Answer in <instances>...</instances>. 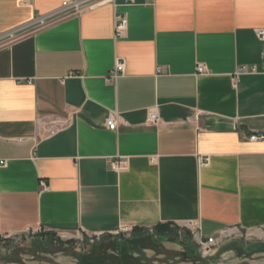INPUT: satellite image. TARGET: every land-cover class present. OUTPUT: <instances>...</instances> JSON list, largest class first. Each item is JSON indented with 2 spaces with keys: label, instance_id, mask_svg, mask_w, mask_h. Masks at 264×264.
<instances>
[{
  "label": "crops",
  "instance_id": "obj_1",
  "mask_svg": "<svg viewBox=\"0 0 264 264\" xmlns=\"http://www.w3.org/2000/svg\"><path fill=\"white\" fill-rule=\"evenodd\" d=\"M86 1L0 0V237L197 222L261 239L264 73L238 69L264 62V0Z\"/></svg>",
  "mask_w": 264,
  "mask_h": 264
},
{
  "label": "rangeland",
  "instance_id": "obj_2",
  "mask_svg": "<svg viewBox=\"0 0 264 264\" xmlns=\"http://www.w3.org/2000/svg\"><path fill=\"white\" fill-rule=\"evenodd\" d=\"M160 230L124 229L93 242L80 235L65 239L73 241L67 245L53 242L51 233L0 237V264H264V236L245 240L234 231L218 245L219 253L189 258L200 248L187 227Z\"/></svg>",
  "mask_w": 264,
  "mask_h": 264
},
{
  "label": "built area",
  "instance_id": "obj_3",
  "mask_svg": "<svg viewBox=\"0 0 264 264\" xmlns=\"http://www.w3.org/2000/svg\"><path fill=\"white\" fill-rule=\"evenodd\" d=\"M117 0H89L84 2V4L88 5L89 2V7L99 5L102 3H114ZM123 4H132L135 3V0H122ZM83 3H78L76 1L72 2H63L61 9L58 11L57 14L59 15H65L68 12L71 11H78L79 7H81ZM127 25V20L124 16L117 15L115 16V23H114V32L117 36H120L122 31L125 29ZM257 37L261 40L264 41V30L263 29H258L256 31ZM11 37V36H10ZM9 38V37H8ZM1 42V41H0ZM262 57H264V50L262 52ZM123 71V63L116 61L113 67L109 70L106 79L108 81H114ZM197 71L202 72L203 68L198 65L197 66ZM257 71H261L264 73V62L260 65V67H257L256 65H252L250 67H239L238 72H251L255 73ZM159 122V116L156 111V109H151L147 112L145 123L148 125H155ZM107 129L110 131H115L117 128V120L115 115H110L106 121H105ZM264 139L263 134H252L249 136L250 141H257ZM4 161L0 160V165H3ZM111 168L113 169H118L119 165L112 161L111 163ZM186 227L190 230V233L192 237L194 238L196 244L200 248L201 254L202 255H208V254H214L215 251H217V247L220 244L221 240L226 239L233 235V232H228V231H223L221 233L220 238H215L213 236H203L200 234L199 231V225L197 222H190L186 225ZM90 241H94L96 239L94 236H89L88 237Z\"/></svg>",
  "mask_w": 264,
  "mask_h": 264
},
{
  "label": "trees",
  "instance_id": "obj_4",
  "mask_svg": "<svg viewBox=\"0 0 264 264\" xmlns=\"http://www.w3.org/2000/svg\"><path fill=\"white\" fill-rule=\"evenodd\" d=\"M167 227H169V226H166V225H162L161 227H157L156 228V230H160L161 232H163V230H165V229H167ZM134 230V229H133ZM135 230H136V228H135ZM160 233V232H159ZM48 238H51L52 240H53V242H58V244H61V245H67L68 243H72L73 241H60L58 238H56L55 236H48ZM225 248H227V247H225ZM225 248H223L222 250H224ZM228 248H231V247H228ZM264 248V247H263ZM233 249V248H232ZM234 249H236V247H234ZM255 251V250H254ZM218 253H219V251H218ZM98 261H95V264H100L99 262L97 263ZM122 263V262H121Z\"/></svg>",
  "mask_w": 264,
  "mask_h": 264
},
{
  "label": "water",
  "instance_id": "obj_5",
  "mask_svg": "<svg viewBox=\"0 0 264 264\" xmlns=\"http://www.w3.org/2000/svg\"><path fill=\"white\" fill-rule=\"evenodd\" d=\"M58 15H59V14H55L54 16L47 17V18L43 19V20L41 21V23H47L48 21H50L51 19H53L55 16H58ZM37 24H39V22H38ZM25 30H27V29H21V30H19V31L13 33V34H11L10 36L13 37V36L19 35L20 33L24 32ZM10 36H7L6 38H8V37H10ZM6 38H5V39H6Z\"/></svg>",
  "mask_w": 264,
  "mask_h": 264
},
{
  "label": "flooded vegetation",
  "instance_id": "obj_6",
  "mask_svg": "<svg viewBox=\"0 0 264 264\" xmlns=\"http://www.w3.org/2000/svg\"><path fill=\"white\" fill-rule=\"evenodd\" d=\"M200 253H199V255H191V256H188L189 258H198V257H205L206 255H202L201 254V251H199ZM186 254H188L187 252H185ZM187 256H186V258H188Z\"/></svg>",
  "mask_w": 264,
  "mask_h": 264
}]
</instances>
